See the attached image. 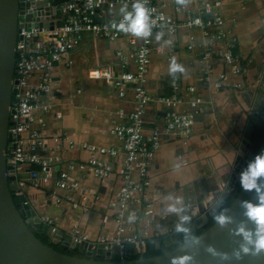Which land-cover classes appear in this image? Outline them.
Masks as SVG:
<instances>
[{"label": "crops", "instance_id": "obj_1", "mask_svg": "<svg viewBox=\"0 0 264 264\" xmlns=\"http://www.w3.org/2000/svg\"><path fill=\"white\" fill-rule=\"evenodd\" d=\"M155 1L162 4L163 11L176 21L185 19L184 13L173 11L172 0ZM203 1L212 0H186L182 5L193 11ZM128 8L131 10L132 4ZM213 10L222 16L224 27L236 37L235 51L245 72L243 76L229 77V81L241 82L240 89H214L201 79L203 63L199 52L212 44L209 38L212 29L202 33L194 27L180 26L174 34L155 31L150 41L145 82L147 93L151 96L168 95L169 81L175 77L181 87L182 99L181 103L174 106L176 111L188 110L186 102L191 95L183 90L186 86L192 85V95L200 99L201 112L194 118L189 137L181 141L174 136L161 134L158 149L147 171L150 183L148 192L153 200L155 214L153 228L160 232L169 229L166 236L178 227L183 228L184 232L177 230L180 239L198 229L193 230V222L214 204L219 195L226 194L225 182L239 141L246 131L249 111L264 67V18L258 0H219V5ZM119 14L118 6L106 8L103 18ZM231 18L234 19L233 23ZM188 45L190 48H187ZM212 46L206 61L214 77L215 72L226 71L227 67L215 55L222 50V46L219 43ZM117 48H126L124 38L107 41L84 33L78 45L52 68L51 75L55 79L50 98L54 105L52 110L60 112L61 116L58 119L52 113L45 116L44 134L64 133L74 142L117 149L112 163L113 172L108 179L99 182L89 177L82 181V187L87 189L85 192L94 193L96 200L82 201L80 196L73 193L77 207L73 208L70 203L63 201L53 203L50 197L54 190L50 187L52 179L44 185L26 189L33 195L31 206L37 214L49 217L63 234H68L72 225L90 237L113 231L114 223L109 219L111 212L106 202L119 183L117 169L122 153L119 143L108 129L124 122L123 118L117 117L116 111L118 108L124 111L130 109L131 94L127 92L120 99L114 91L107 90L102 80L88 79L85 74L88 68L96 66H109L117 71L113 63V51ZM173 60L183 67V72L170 71ZM129 67L132 69L131 64ZM164 111L165 106L162 104L146 107L143 115L145 132L153 127L161 130ZM87 156L84 149H67L62 153L58 166L61 167L67 160L86 159ZM55 193L61 195L64 192L55 190ZM173 208L176 211H172Z\"/></svg>", "mask_w": 264, "mask_h": 264}, {"label": "built area", "instance_id": "obj_2", "mask_svg": "<svg viewBox=\"0 0 264 264\" xmlns=\"http://www.w3.org/2000/svg\"><path fill=\"white\" fill-rule=\"evenodd\" d=\"M175 13H184L185 19L176 21L165 13L162 4L155 0H147L146 7L150 10V18L154 22L151 35L147 38L136 37L118 31L112 25L122 19L117 16L103 18L104 9L116 6L123 7L132 4L133 0H65L60 3V11L64 15L62 25L45 32L43 39L39 33L44 30L20 28L14 44L13 74L16 82L9 101V113L6 125L5 163L12 167L15 188L10 189L16 203L31 205L26 198L28 187L46 184L52 179L50 197L53 203L68 202L75 208L73 193L81 200H96L94 193H87L82 187V181L87 178L103 182L113 172V160L117 149L113 147L96 146L84 142H74L64 133L44 134L45 116L50 113L58 119L60 112L53 111L52 85L55 79L51 72L54 65L74 49L86 33L95 38L114 41L124 38L126 48L113 51V63L118 69L109 66L88 68L85 77L102 80L109 91H114L118 98L131 94V106L128 111L118 108V118L124 122L112 125L108 129L119 143L122 153L120 166L117 169L118 186L106 202L110 210L109 219L113 221L112 233L90 237L76 225H72L68 234L75 243L88 242L92 247L102 243V249L108 251L110 258L124 259L123 247L133 248L136 256H143L148 251L149 240L161 238L170 232L169 229L159 231L153 228L155 217L153 200L149 195V179L147 175L152 157L158 149L161 134L174 136L185 141L194 125V118L201 112L199 97L192 95L194 87L186 86L185 90L191 96L186 102L188 110L179 112L174 109L182 102L181 87L174 77L169 81L170 93L165 96H151L145 88L146 71L149 64L150 41L155 31L174 34L178 27H194L207 33L212 29L209 38L219 43L222 50L217 51L226 71L215 72L206 61V56L212 51V44L201 52L203 63L200 74L204 84L214 89H240L242 83L231 80L232 77L243 76L245 67L236 53V37L224 27L222 16L213 10L219 5V0L203 1L195 10L172 0ZM244 2L252 0H242ZM264 18V0H258ZM231 23L234 19H230ZM190 48V45L187 46ZM130 64L132 69H130ZM231 77V78H229ZM165 106L163 126L144 131L143 115L149 105ZM81 148L87 151L86 159L67 160L59 167L61 155L67 149ZM11 185V181H9ZM63 191L59 195L55 193ZM85 209V208H84ZM39 216V215H38ZM40 221L57 230L56 225L47 216H39Z\"/></svg>", "mask_w": 264, "mask_h": 264}, {"label": "water", "instance_id": "obj_3", "mask_svg": "<svg viewBox=\"0 0 264 264\" xmlns=\"http://www.w3.org/2000/svg\"><path fill=\"white\" fill-rule=\"evenodd\" d=\"M60 0H0V264H171L174 257L189 255L194 257L191 264H264V255L260 257L244 256L237 260L233 253L243 243L236 230L243 223L249 229L255 225L244 215L242 201L257 202L255 190L245 191L240 188L233 201L222 215L231 217V222L221 226L216 221L205 231L190 241L170 249L162 254L142 257L134 254L133 248L124 246V259L110 261L108 251L102 249V243L93 247L88 242L75 243L67 234L57 229L51 232L50 226L41 225V230L48 233L54 243L68 251L76 250L84 257L78 258L60 254L40 244L30 233L41 223L37 212L31 205L16 203L10 189L15 188L13 169L5 163L6 125L9 113V101L13 84L16 82L13 74L14 44L20 28L38 31L44 39L45 32L53 27L62 25L64 15L60 11ZM58 17H60L58 19ZM264 104V67L259 78L253 106L234 156L231 169L225 182V195H219L214 204L207 208L196 221L193 230L199 228L224 203L226 196L232 189L240 172L243 170L244 156L250 151L252 145L248 137L262 117L261 108ZM264 153V138L257 154ZM11 181V185L9 183ZM264 185V177L258 181ZM26 198L33 200V195L26 194ZM180 240L178 231L161 238L149 240L146 250L153 252L161 247H169ZM226 255L228 260H221ZM135 257L134 259H130Z\"/></svg>", "mask_w": 264, "mask_h": 264}, {"label": "clouds", "instance_id": "obj_4", "mask_svg": "<svg viewBox=\"0 0 264 264\" xmlns=\"http://www.w3.org/2000/svg\"><path fill=\"white\" fill-rule=\"evenodd\" d=\"M178 3L184 4L186 0H177ZM147 0H133L132 8L129 10L127 4L120 9L122 19L119 23H113V27L118 31L131 34L136 37L147 38L151 35L154 22L150 18V10L146 7ZM159 39V36L157 37ZM170 71L172 73L183 72L181 65L175 60L172 61ZM264 177V153L257 154L253 160L249 161L246 168L240 175V186L245 191L255 190L257 193V202L242 201L241 206L245 209L244 215L254 223V229L247 228L243 223L236 230L240 235L243 243L239 249L233 253L237 260L244 256L260 257L264 255V185L258 183L259 179ZM176 211L175 208L171 209ZM215 221L221 226L231 222V217L219 215ZM178 231L184 232L185 229L178 227ZM226 255L221 256V260H228ZM194 257L185 255L174 257L171 264H191Z\"/></svg>", "mask_w": 264, "mask_h": 264}, {"label": "trees", "instance_id": "obj_5", "mask_svg": "<svg viewBox=\"0 0 264 264\" xmlns=\"http://www.w3.org/2000/svg\"><path fill=\"white\" fill-rule=\"evenodd\" d=\"M262 111V117L263 118H259L257 121V124L253 127L252 132L250 133L248 140L250 142V144L252 145V148L250 151L246 152L244 158V165H243V170L246 168L247 164L249 161L253 160L254 157L257 155L258 150L260 148V145L262 143V140L264 138V104L261 108ZM242 170V171H243ZM241 171V172H242ZM241 172L236 180V182L234 183L232 189L230 190V192L228 193L225 202L217 209V211L198 229L194 230L193 233L191 235L182 237L178 242H176L174 245H170L169 247L165 248V247H161L158 250H155L153 252H147L146 254H144L142 257H150V256H154V255H158V254H162L170 249H174L188 241H190L191 239H193L194 237L198 236L199 234H201L203 231H205L207 228H209L214 222H215V217L222 215L225 210L227 209V207L230 205V203L233 201V199L235 198L236 194L238 193L239 189L241 188L240 186V175ZM41 225L40 224L34 231H30V233L32 234V236L42 245L51 248L53 251L60 253V254H65L68 256H73V257H78V258H82L84 257V255H82L81 253H79L76 250L73 251H68L66 248H63L60 246V242H56L54 243L52 241V238L48 235V233L44 232L41 230ZM135 257H132L130 259H134ZM117 258L116 257H111L110 261H116Z\"/></svg>", "mask_w": 264, "mask_h": 264}]
</instances>
